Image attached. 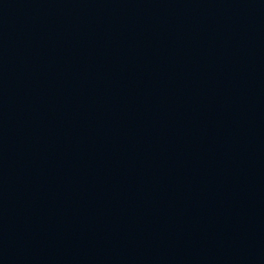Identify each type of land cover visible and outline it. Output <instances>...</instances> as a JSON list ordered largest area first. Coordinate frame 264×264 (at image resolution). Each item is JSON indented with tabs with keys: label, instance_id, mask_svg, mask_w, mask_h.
Segmentation results:
<instances>
[{
	"label": "water",
	"instance_id": "water-1",
	"mask_svg": "<svg viewBox=\"0 0 264 264\" xmlns=\"http://www.w3.org/2000/svg\"><path fill=\"white\" fill-rule=\"evenodd\" d=\"M0 264H264V0H0Z\"/></svg>",
	"mask_w": 264,
	"mask_h": 264
}]
</instances>
